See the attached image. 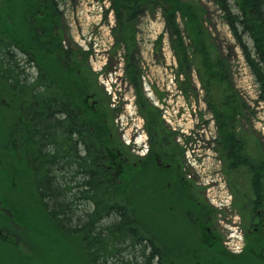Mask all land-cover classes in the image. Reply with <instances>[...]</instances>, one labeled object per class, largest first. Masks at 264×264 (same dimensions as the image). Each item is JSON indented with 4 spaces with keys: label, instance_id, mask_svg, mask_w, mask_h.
Masks as SVG:
<instances>
[{
    "label": "trees",
    "instance_id": "16d2710c",
    "mask_svg": "<svg viewBox=\"0 0 264 264\" xmlns=\"http://www.w3.org/2000/svg\"><path fill=\"white\" fill-rule=\"evenodd\" d=\"M234 2L232 6L230 0H216L254 77L258 101L264 103V0ZM1 4L0 98L7 96L17 114L0 130V222H19L33 232L24 226H34L32 211L11 202V195L20 194L43 212L44 227L60 229L65 238L73 235L81 239L78 246L86 264H264V157L244 153L243 137L236 134V124L244 115L246 102L229 80L223 57H213L209 51L197 8L183 0H113L118 26L123 29L136 22L147 8H161L172 37L178 38L179 62L189 66L178 23L179 18L183 21L192 54L199 58L222 151L230 169L244 168L250 178V206L260 228L258 243L251 245L248 240L243 255L220 249V242L201 253L198 246L205 245L206 239L194 233L187 236L195 241L193 247L181 246L176 226L173 231L174 226L161 221L169 222L177 212L173 198L156 197L160 176L154 175L148 189L136 193L130 189L123 155L115 156L116 162L108 161L113 141L108 114L101 107L106 101H98V91L90 87L83 66L75 63L71 70L64 61L72 58L73 51L62 48V0H3ZM29 65L36 69L35 76L27 72ZM89 97H93L94 106ZM154 119L152 115V124L157 123ZM11 157L23 176L5 165ZM181 180L175 177L184 190L188 185ZM193 221H188L192 225L187 228H198ZM2 237L8 241L0 244L9 248L13 245L25 264L39 258L38 254L22 253L19 242L11 237ZM18 239L32 250L23 237ZM183 248L193 256H186ZM212 254L214 263L210 262ZM229 257L237 261L229 263ZM46 264L59 261L49 259Z\"/></svg>",
    "mask_w": 264,
    "mask_h": 264
},
{
    "label": "rangeland",
    "instance_id": "374dc122",
    "mask_svg": "<svg viewBox=\"0 0 264 264\" xmlns=\"http://www.w3.org/2000/svg\"><path fill=\"white\" fill-rule=\"evenodd\" d=\"M183 1L200 12L209 51L213 57H223L229 80L246 102L244 115L236 124V134L243 137L244 153L251 157H264V103L258 101L257 85L225 13L216 0ZM2 2L0 0V7ZM230 2L232 6L235 3L234 0ZM61 11L64 18L61 21L63 46L76 54L74 61L83 66L88 74L85 77L90 87L97 89L98 101H106L101 103V107L108 114L113 141L108 161L116 162L115 156L120 153L125 159L130 136L139 133L141 143L145 140L143 129L149 124L169 139L175 133V139H170L171 144L162 146L172 151L175 174L179 175L181 182L192 188L197 200L200 199L212 213H216L211 224L216 228L220 249L229 251L228 243H232L233 247L237 236L241 239L246 237L251 245L258 243L256 235L259 233L255 230L258 219L250 206V178L244 168L230 169L222 151L219 129L200 75L199 58L192 54L183 21L179 18L178 23L189 53V66L180 64L176 45L178 38L172 37L162 10L157 6L147 8L136 22L125 29L118 26L113 0H62ZM233 11L236 12V9ZM27 72L36 75V69L31 65ZM0 99L2 132L9 121L16 119L17 109L9 105L7 96ZM152 115L156 124L150 122ZM192 159L197 160L196 166L190 163ZM5 165L12 173L23 176L20 167H15L13 157L6 159ZM181 189L179 185H174L170 193ZM135 192L141 193L142 190L138 188ZM10 199L18 207L22 205L24 210L32 211L31 222L35 228L24 225L33 230L29 233L19 222H0V234L18 241L22 253L26 252L29 256L38 254L39 258L33 264H46L49 259L58 260L59 264H86L78 246L81 242L78 236L75 237L77 240L73 235L65 238L60 229L49 225L44 227V222L41 223L44 214L30 198L14 194ZM153 215L157 216V213L154 211ZM204 233L207 234L206 230ZM187 235L192 236L178 232L176 237L181 236V246L190 247L195 242ZM2 236L0 241H8ZM18 237H23L34 253L22 245ZM203 244L198 246L201 253L211 249L205 242ZM44 248L49 252H45ZM229 258V263L237 261L236 258ZM204 260L207 257L204 256ZM210 262L214 263L213 254ZM25 263L23 255L13 245L9 248L0 244V264Z\"/></svg>",
    "mask_w": 264,
    "mask_h": 264
},
{
    "label": "flooded vegetation",
    "instance_id": "af4514ba",
    "mask_svg": "<svg viewBox=\"0 0 264 264\" xmlns=\"http://www.w3.org/2000/svg\"><path fill=\"white\" fill-rule=\"evenodd\" d=\"M63 20L64 18L62 13V22ZM63 42L64 41L62 40V48L66 51L70 50L67 47L63 46ZM64 61L66 63H69L73 68L74 64L77 63L74 61V52L71 58V62L67 58ZM77 73L81 74L80 71H78ZM88 100L92 101V98H89ZM149 127L147 125L143 129L145 140H142L141 143H139V133L131 135L128 146L125 150L124 161L125 167L127 169V177L130 189L140 188L141 190H147V185L150 178H152L154 175H159L160 179L157 183L159 188L157 190L156 197H158V199L160 200L173 198L176 201L175 212H177L175 217L173 219H170L169 222L165 221L164 219L161 220L162 223L167 222L168 226H174V228H171V230L173 229V231H175L176 226L177 233L186 232L187 234L191 235L192 233H194L196 237L198 236L202 240L206 239L205 243L208 244L210 248H213L216 244L219 243V237L217 236V234H215L216 228L211 224L214 221L213 219H215L214 216L216 213H212L211 210H208L206 206L202 204L200 199L197 200L194 196L192 188L188 186L185 187L184 190H180L172 194L170 193V188L172 186H180L179 182L175 181V177L179 178V175L175 174V157L172 155V151L168 147L163 148L162 145L167 146L171 144L170 139H175L176 134L172 133L169 136V139L164 134H160L157 130L153 129L150 124ZM168 193H170L171 196L168 197ZM192 219L195 221H193V223L198 226L197 229L187 228V225H192L189 224L190 220ZM259 228L260 223L258 221L255 224L256 232L259 231ZM204 230H206L207 233L206 238L204 236ZM247 244L248 239L245 237L244 247H246ZM192 245L190 246V248L193 247ZM184 254L186 256H191L192 252H187L185 250ZM243 254L244 250L242 255Z\"/></svg>",
    "mask_w": 264,
    "mask_h": 264
},
{
    "label": "built area",
    "instance_id": "2783aa9c",
    "mask_svg": "<svg viewBox=\"0 0 264 264\" xmlns=\"http://www.w3.org/2000/svg\"><path fill=\"white\" fill-rule=\"evenodd\" d=\"M232 249L235 251V252H239L241 251V244L240 243H236Z\"/></svg>",
    "mask_w": 264,
    "mask_h": 264
}]
</instances>
